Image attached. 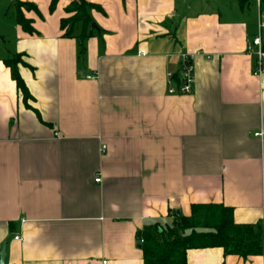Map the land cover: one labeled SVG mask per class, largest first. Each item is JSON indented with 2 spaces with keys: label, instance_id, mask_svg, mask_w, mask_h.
I'll return each mask as SVG.
<instances>
[{
  "label": "crops",
  "instance_id": "1",
  "mask_svg": "<svg viewBox=\"0 0 264 264\" xmlns=\"http://www.w3.org/2000/svg\"><path fill=\"white\" fill-rule=\"evenodd\" d=\"M20 1L37 5L23 11L35 32L0 17L6 264H145L138 231L202 203L260 228L263 252L191 248L188 264H264V74L247 51L259 7L255 21L251 0H86L99 30L81 58V29L61 28L71 0ZM183 52L195 79L182 95L167 74ZM18 53L29 106L4 63Z\"/></svg>",
  "mask_w": 264,
  "mask_h": 264
},
{
  "label": "trees",
  "instance_id": "2",
  "mask_svg": "<svg viewBox=\"0 0 264 264\" xmlns=\"http://www.w3.org/2000/svg\"><path fill=\"white\" fill-rule=\"evenodd\" d=\"M58 1H51L52 12L56 9ZM75 4L73 8L71 6L66 8L75 15L70 20L66 17L62 18L61 28L64 30L63 34L68 37L74 36L77 28L81 29L79 49L80 57L84 58L86 53L84 41L89 36L88 32L94 29H91V25L95 22L90 12L92 8L100 7L86 0H79V4ZM12 6L15 9L16 21L23 30L29 34L35 32L33 20L25 17L22 8L38 10L37 5L16 0ZM260 13L264 17V0L260 3ZM20 61H22L20 53L4 59L28 105L31 95L19 72ZM174 78L180 79L178 73L174 74ZM191 210V214L187 216L175 211L171 225L164 226L157 222L138 231L137 236L141 243L145 264H188L187 252L191 248L220 246L226 255L236 254L242 257L262 254V230L256 229L251 224L235 223L234 209L221 203H202L192 205Z\"/></svg>",
  "mask_w": 264,
  "mask_h": 264
},
{
  "label": "built area",
  "instance_id": "3",
  "mask_svg": "<svg viewBox=\"0 0 264 264\" xmlns=\"http://www.w3.org/2000/svg\"><path fill=\"white\" fill-rule=\"evenodd\" d=\"M260 3L261 0H257V5L259 7V25H258V33L249 38L247 41V51L250 55L253 56L255 59L254 67H253V74L262 76L264 74V17L262 13H260ZM142 54L145 52L142 51ZM194 54L183 52L180 58V69L178 72L179 84L173 85V78L174 73L172 71H169L167 76L170 78V84L168 91L170 93H178V94H190L193 93V83L195 79L194 75ZM88 79L96 78V75H87ZM257 135H264L263 131H259ZM104 148H106L104 146ZM95 181H100V177H96ZM16 239H19V236H16ZM142 242V241H141ZM107 263V261H104V264Z\"/></svg>",
  "mask_w": 264,
  "mask_h": 264
},
{
  "label": "rangeland",
  "instance_id": "4",
  "mask_svg": "<svg viewBox=\"0 0 264 264\" xmlns=\"http://www.w3.org/2000/svg\"><path fill=\"white\" fill-rule=\"evenodd\" d=\"M73 1H75L74 4H71ZM188 1H190V2H192V1L199 2L201 0H188ZM75 3H78L79 4V0H71L69 2V5L67 7L71 6L73 8V7L76 6ZM5 5H6L5 2H0V17L3 18V19H6L7 18L12 23V21L15 20L14 19L15 18L14 17V8L8 4L9 10L6 13L7 6H5ZM257 9H258L257 2L255 0H251V6H250V11L249 12H250V14L253 15V18L255 19V21L259 18V14H257ZM22 10L24 11V10H26V8L23 7ZM66 14H67L66 15V19H68V20H70L75 15L74 12H69L67 10H66ZM6 36H7L6 45H8V43H9V45L12 44V42H13V36H12V34L6 33ZM0 40H2V39L0 38Z\"/></svg>",
  "mask_w": 264,
  "mask_h": 264
},
{
  "label": "water",
  "instance_id": "5",
  "mask_svg": "<svg viewBox=\"0 0 264 264\" xmlns=\"http://www.w3.org/2000/svg\"><path fill=\"white\" fill-rule=\"evenodd\" d=\"M92 28L96 29L97 31L99 30L96 22H92L91 29ZM5 257H6V246H4L0 252V264H6Z\"/></svg>",
  "mask_w": 264,
  "mask_h": 264
}]
</instances>
